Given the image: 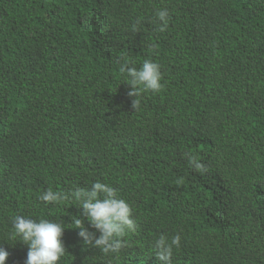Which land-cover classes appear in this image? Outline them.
<instances>
[{"label":"trees","instance_id":"obj_1","mask_svg":"<svg viewBox=\"0 0 264 264\" xmlns=\"http://www.w3.org/2000/svg\"><path fill=\"white\" fill-rule=\"evenodd\" d=\"M146 60L163 88L134 112L121 69ZM97 182L133 211L119 255L75 228L72 193ZM17 216L65 225L58 264H160L162 235L181 237L171 264H264V0H0L6 264L30 251Z\"/></svg>","mask_w":264,"mask_h":264},{"label":"clouds","instance_id":"obj_2","mask_svg":"<svg viewBox=\"0 0 264 264\" xmlns=\"http://www.w3.org/2000/svg\"><path fill=\"white\" fill-rule=\"evenodd\" d=\"M169 16L170 13L166 9L157 12V17L162 22V26L159 27L161 33L168 30ZM132 31L138 33L139 28L133 26ZM130 64L131 61H128L121 70L129 78L126 84L132 91L128 93V96L132 100L134 112H138L141 97L146 93L155 95L162 91L163 76L161 66L151 60H146L139 71L135 67H129ZM193 163L195 164V161ZM196 168L203 170V165L196 164ZM72 196L83 210L82 218L78 217L74 223L75 228L81 230L79 235L87 246L99 249L105 256L119 255L128 247L123 238L128 230L135 231L137 225L131 219L133 216L131 206L118 197L114 188L97 182L92 186V190L77 188ZM67 199L66 195L54 192L52 189H48L40 197L41 203L52 205L63 204ZM85 220L96 232L100 233L99 238L85 228ZM13 224L12 240L19 238L30 248L26 264H58L66 253L62 242L65 231L63 223H52L48 220H41L37 223L34 220L17 216ZM180 245L179 235L174 237L171 243L168 242L166 236L162 235L156 243V258L160 264H171L173 247L179 248ZM8 258L9 253L0 248V264H6Z\"/></svg>","mask_w":264,"mask_h":264}]
</instances>
